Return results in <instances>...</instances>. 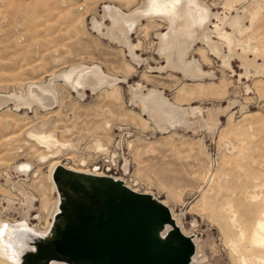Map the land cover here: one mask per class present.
Wrapping results in <instances>:
<instances>
[{"label":"rangeland","instance_id":"1","mask_svg":"<svg viewBox=\"0 0 264 264\" xmlns=\"http://www.w3.org/2000/svg\"><path fill=\"white\" fill-rule=\"evenodd\" d=\"M9 1L18 9L20 0H0L1 13H4ZM141 1L67 0L69 5L59 8V12H56L60 22L56 23L58 32L53 35L54 41H49L51 37L46 32L45 34L40 32L41 34L27 41L24 37L17 39L22 32L19 28L14 30L3 28L7 31L4 34V30H0V95L8 96L13 93L19 95L21 92L25 95V89L29 84H45L53 73L67 71L76 65H99L107 74L120 78H124L126 64L134 70L131 77H128V83H121L120 97L114 98L115 101L107 98L109 93L103 91L94 95L88 91L86 97L81 99L69 87L61 84L64 91L59 90L58 94L59 97L64 94L62 96L64 105L54 107L49 113L36 106H33L35 109L16 108L13 102L0 107V187L12 194L15 201L14 206L7 210L9 198H5L1 191L2 220L21 221L26 217L22 213L29 209L26 203H21L23 198L19 193L6 183L7 175L14 180L26 179L15 170V166L21 163H32L35 166L34 172L38 171L36 178H34L36 173L33 175L31 172L28 183H23V186L35 185L33 191L24 186L37 197L30 214L29 222L32 226L46 225L51 211L47 208L51 201L53 204L57 198L49 181L51 163L49 165L38 163L31 147L25 146V140L28 139L24 132L28 126L36 122L47 125L49 130L56 133L55 137H61L58 134H63L64 140H72L78 145L75 153H67L66 157L61 156L57 159L63 165L76 169H90V172L98 170L102 174L118 173L115 177L127 179L125 181L129 186L133 187L134 183H139L143 185L142 190L145 193H154L159 200L165 202L179 218L184 230L206 244L205 253L202 252L204 264H261L254 256L264 257V249L259 242L263 236L260 228L264 230V96L260 97L259 93L264 95V80L261 79L262 82L257 86L255 83L259 81L258 78L249 82L243 79L240 82L239 74L242 72L240 63L236 61L232 63L235 71L232 73V70L222 68V60L209 55L203 45L195 50L191 60L199 59L206 71L216 75L215 80L198 83L199 81H186L181 74L174 71H157L156 68L166 65L165 59L160 58L155 51L157 34L167 29L162 22L143 24V26L156 24L151 25L156 26V29L150 33L148 39L144 38L143 31L139 29L133 34L135 43L138 41L143 43L139 55L142 54V57L149 61L148 65L136 64L127 52L125 53V49L109 42L93 29L91 22L93 17L101 20L105 5H115L126 12H131L139 8ZM205 1H208L215 11H223L224 0ZM65 16L71 17L70 20L64 18ZM72 17L74 20L71 21ZM4 25H0V29ZM46 48L48 54L45 52ZM54 49L55 51H52ZM200 52L206 53L209 63L201 61ZM41 55L46 58L43 59L44 63H41ZM152 68L155 70L152 71ZM182 81L186 84L185 95L193 97L178 96L177 87ZM137 83H142L147 89L162 90L171 101L185 107L224 110L231 102L235 105L220 115V129L214 134L209 129L212 120L206 113L202 118L196 119L198 122L194 129L177 128L170 133L162 134L155 130L151 123L150 126H146L140 121L147 116L132 104L129 88ZM224 84L227 85L225 96L200 94V87L219 88ZM246 86H250V94L245 92ZM242 105H246L247 110L242 111L240 108ZM191 120L195 121L194 117L191 116ZM105 121H110V129L106 131L101 127ZM65 129L70 132L64 131ZM220 133L221 136L234 141L246 156L245 159L228 163L222 154L225 152L219 150ZM97 142H103L102 144L108 148L107 154H95L96 152L92 151V146ZM83 157L86 161L78 162ZM125 160H129L131 174L128 176L123 171ZM107 168L111 173H108ZM41 198L45 202L42 203ZM38 215L42 217V224H39V220H34ZM245 245L254 247L253 258L247 259L246 262L243 255Z\"/></svg>","mask_w":264,"mask_h":264},{"label":"bare ground","instance_id":"2","mask_svg":"<svg viewBox=\"0 0 264 264\" xmlns=\"http://www.w3.org/2000/svg\"><path fill=\"white\" fill-rule=\"evenodd\" d=\"M66 5H69L67 4V0H20L17 9L14 3L9 1L8 7L4 9V13L0 12V25L5 24L4 26H1L0 30H4V34V32H7L5 29L11 30L13 28L14 30L19 28L22 32L19 33L21 36L17 39H23L24 37V39L26 38L27 41L28 39L32 40L36 37V35L41 34L40 32H44V34L46 32V34H49V37H51V40L49 41H54L55 38H53V35L58 32V24L56 23L60 22L58 20L59 15H57L56 12L58 13V9L66 7ZM68 11H70L69 8ZM234 11H236V13H233ZM73 14H69V16H72ZM67 16L64 18H71ZM72 20H74V18L71 19V21ZM150 22H162L165 24V26H167L165 32L157 34L158 42L156 43L157 47L155 51L157 52L156 54L160 56V58L165 59L166 62L165 66L156 68L157 71H174L181 74L186 81H199L198 83H202L205 80H215L216 75L213 72L206 71L199 59L196 60V58H193L191 60V56H193L192 54L195 52V50L200 45H203V47L207 49L209 55H214L216 58L222 60V68L232 70V73L235 72L233 70L232 63L234 61L239 62L242 71L241 74H239L240 82L243 79L249 82L252 79L258 78L257 80L259 81L255 83L257 86L262 82L261 79L264 80V0H224L222 12L215 11L213 7L209 5L208 1L205 0H142L139 8L131 12H126L115 5H105L101 20L93 17L91 24L93 29H95L102 37L108 39L109 42L111 41L112 43H116L122 49H125V53L127 52L133 62L138 65H148L149 61L147 62V58H143L142 54L139 55V51H141L143 48V43L139 41L135 43L133 40V34H135L136 31H138L137 29H139V31H143L144 38L148 39L150 37V33L156 29V26H151L156 24H148L143 26V24ZM228 31L230 33H228ZM47 48L49 49V47ZM47 48L45 51L46 54L49 53ZM55 49L52 51H55ZM59 57L61 58V56ZM200 58L203 63L210 62L205 52H200ZM40 59L42 60V63L44 59L43 56ZM125 67L127 68H125L126 70L124 78H120L107 74L99 65H76L67 71L53 73L49 78V81L45 84H29L25 89V95L22 92L19 95L17 93H13L8 96L0 95V107H3L4 105L7 106L9 102H13L16 108L28 107L29 109L33 106H36V108H41L49 113L53 111L54 107H63L64 105V99L62 98L64 94L60 95V97L58 94L59 90L64 91L61 84H63L65 87H69V89L73 93H76L77 97L81 99L86 97L88 91H90L93 95L96 93H101L102 91L108 92L109 95L106 96L107 98H119L121 93V83H128V77H131V74L134 73V70L130 65L126 64ZM152 69V71L155 70V68ZM122 70H124V68H122ZM143 77L147 78L145 75H143ZM182 83H180L177 87L178 96H185L187 98L193 97L191 95H185L186 91L184 87L186 84L183 81ZM212 87L213 86L210 88H205L204 86L200 87V94H207L206 96H213L214 94L225 96L227 90L226 84L219 88ZM129 88L132 104L136 105L140 111L145 116H147L146 119H140L142 124L150 126L151 123L152 127L162 134L170 133L172 130H176L177 128L194 129L197 127L198 121L196 119L202 118L204 113H206L212 120L210 122L211 125L209 129L210 132L214 134L220 129V115L228 112L230 107L235 105V103L231 102L229 107L224 110L221 108L218 110H213L203 109L201 107H185L171 101L164 91L159 89H147L142 83L131 85ZM245 92L247 94L251 93L250 86H246ZM259 93L261 95H259L260 97L264 96L261 92ZM68 97L69 94L67 98ZM111 105L113 106V104ZM240 108L242 111L247 110L246 105H242ZM61 115L59 116L61 117ZM191 116L194 117L195 121L191 120ZM129 117H131L130 114ZM36 124L37 123L35 122L34 125L32 124L31 126H28L29 128L25 127V129H27L25 130L24 134L29 140H25V146L27 145L31 147L32 154L34 153L38 163L42 165H49L51 163L49 166V181L53 187V193L54 195L56 193L57 198L54 199L53 204L51 201V204L47 208L48 210L51 209V211L49 213L46 225L43 226L42 217L41 215H38V217L34 218V220H39V224H42V227H34L31 225L29 220L31 219V210L34 208L33 205L37 197H35L33 193L27 191L24 186L30 189V191H33V187H35V185L31 186L29 184H24L23 186V183H28V176L31 172L33 175L36 173L34 176V178H36L38 171L34 172L35 166L32 163H21L18 166H15V170L20 175L25 176L26 179L14 180L12 177L7 175L8 178L6 179V183L12 186L14 191L19 193V195L23 198L21 203H26L27 208L29 209L28 211H24L22 213L26 217L21 221L16 222L2 220L3 211L1 209L0 264H21L24 254L27 251L34 249V242L37 239L42 238V235L48 236L47 233L52 225L55 214L58 212L60 203V196L57 186L53 180V174L56 168L63 164L62 162L57 161V159L61 156L66 157L65 155H67V153H75L78 147V145L72 140H64L62 137L65 135L63 134H58L61 135V137H55L56 133L51 129L49 130L47 125ZM102 124L103 125L101 127L104 131L110 129V121H105ZM44 131H47V133H44ZM64 131L70 132L68 129H65ZM221 133L219 150L220 152H225L222 154H224V157L228 163L231 164L232 161L237 159H245L244 157L246 156L234 143V141H231V139L229 140L228 137L221 136ZM69 135L72 136L71 133ZM102 143L97 142L92 146L91 149L92 151L96 152L95 154L106 153L108 151V148ZM67 157H69V155ZM84 158L85 157L79 159L78 162L84 163L86 161V158ZM64 166L83 173L104 175L99 173L98 170L90 172V169L83 170L76 169L71 166ZM123 171L126 176L131 174L129 160H125ZM34 178L32 180H34ZM115 178L120 179L127 184L125 181L127 179L124 180L123 178L119 177ZM129 187L138 191L136 188L131 186ZM1 191L2 194L6 196L5 198H9L7 200L8 208H6L9 210L14 206V196L12 197V194H9V192L4 190L2 187H0V193ZM149 194H153L155 196L154 193ZM203 200L201 199L200 202ZM179 201L181 202L180 199ZM41 202H45L43 201V198H41ZM1 205L2 204L0 202V208ZM171 212L182 232L187 236L194 237L197 252L192 264H204L202 252L205 253L206 244L198 241L197 236L189 235L184 230L183 226L180 225L179 218L176 217L172 209ZM44 221H46V215L44 217ZM168 229H170V227H168ZM260 229L263 231V236L259 242L261 247L264 249V230L262 228ZM253 253L254 247L251 245H245L243 247L244 262H246L247 259L253 258ZM254 257L256 258L257 262L264 264V257L260 258L258 255ZM52 264L64 263L53 262Z\"/></svg>","mask_w":264,"mask_h":264},{"label":"water","instance_id":"3","mask_svg":"<svg viewBox=\"0 0 264 264\" xmlns=\"http://www.w3.org/2000/svg\"><path fill=\"white\" fill-rule=\"evenodd\" d=\"M53 180L58 212L48 236L34 242L21 264H192L194 237L182 232L170 207L153 194L64 165Z\"/></svg>","mask_w":264,"mask_h":264},{"label":"built area","instance_id":"4","mask_svg":"<svg viewBox=\"0 0 264 264\" xmlns=\"http://www.w3.org/2000/svg\"><path fill=\"white\" fill-rule=\"evenodd\" d=\"M108 169V168H107ZM108 171V173H111V172H109V169L107 170ZM118 173H116L115 175H117ZM104 175H107V176H115V175H109V174H104ZM117 177V176H116ZM133 187L134 188H136V189H138V191L137 192H140V193H145V191L144 190H142V189H144V187H143V185H141V184H139V183H134L133 184ZM136 191V190H135Z\"/></svg>","mask_w":264,"mask_h":264},{"label":"flooded vegetation","instance_id":"5","mask_svg":"<svg viewBox=\"0 0 264 264\" xmlns=\"http://www.w3.org/2000/svg\"><path fill=\"white\" fill-rule=\"evenodd\" d=\"M237 11V10H236ZM236 11H234L233 13H236ZM228 33H230L229 31H228Z\"/></svg>","mask_w":264,"mask_h":264}]
</instances>
